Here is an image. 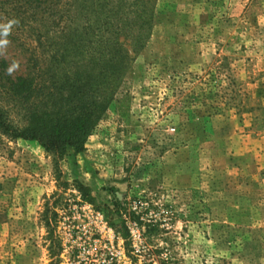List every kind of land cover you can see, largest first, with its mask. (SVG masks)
<instances>
[{
    "label": "rangeland",
    "instance_id": "obj_1",
    "mask_svg": "<svg viewBox=\"0 0 264 264\" xmlns=\"http://www.w3.org/2000/svg\"><path fill=\"white\" fill-rule=\"evenodd\" d=\"M1 60L15 127L76 76L129 117L61 157L0 130V264H264V0H0Z\"/></svg>",
    "mask_w": 264,
    "mask_h": 264
},
{
    "label": "trees",
    "instance_id": "obj_2",
    "mask_svg": "<svg viewBox=\"0 0 264 264\" xmlns=\"http://www.w3.org/2000/svg\"><path fill=\"white\" fill-rule=\"evenodd\" d=\"M25 4L33 10L45 9L47 0H25ZM0 67L3 71H6L8 68L7 62L1 60ZM79 77L76 76V79L72 81L68 98L64 96V85L67 82L63 84L62 92V88H59L57 96L48 93L51 98L54 97L61 102H67V104L65 103V109L56 107L52 110H40L38 107H34L26 114V124L21 128L7 122L4 112L0 110V130L13 138L36 141L47 152L61 157L68 148H72L75 152H82L85 149L87 139L93 134L99 121L105 116L111 101L115 102L114 107L117 114L128 121L129 97L113 100L112 96L106 100V98L95 96L91 86L89 87L91 93L85 94L87 84H83L81 88ZM3 78L6 80L8 89L15 96H30L36 92V79L32 75L13 77L8 72ZM75 84L76 86L73 87ZM54 106H56V103ZM118 226L113 225L116 233H121L125 240L128 239V231H125L122 224L119 228Z\"/></svg>",
    "mask_w": 264,
    "mask_h": 264
}]
</instances>
